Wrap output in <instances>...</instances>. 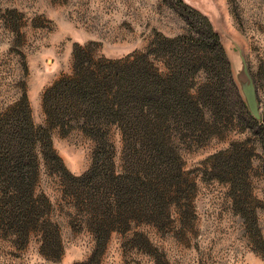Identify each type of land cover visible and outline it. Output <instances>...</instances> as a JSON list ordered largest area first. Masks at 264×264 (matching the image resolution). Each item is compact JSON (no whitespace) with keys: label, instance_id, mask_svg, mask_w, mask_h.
I'll return each mask as SVG.
<instances>
[{"label":"trees","instance_id":"trees-1","mask_svg":"<svg viewBox=\"0 0 264 264\" xmlns=\"http://www.w3.org/2000/svg\"><path fill=\"white\" fill-rule=\"evenodd\" d=\"M162 3L185 34L156 35L146 50L119 60L75 47L72 74L43 92L44 125L32 122L25 91L0 112V233L16 245L37 236L43 258L63 255L60 228L50 220L55 203L41 189L45 176L57 181L61 202L93 239L82 264H102L113 233L131 235L133 247L155 255L140 228L166 233L174 218L181 230L193 228L197 189L183 153L237 129L249 138L211 155L204 178L227 186L233 213L264 250L250 188L256 147L264 173V115L259 122L249 115L208 18L183 0ZM112 130L121 137L119 170ZM55 132L61 138L77 132L92 144L91 166L81 176L71 175L54 150Z\"/></svg>","mask_w":264,"mask_h":264},{"label":"rangeland","instance_id":"rangeland-1","mask_svg":"<svg viewBox=\"0 0 264 264\" xmlns=\"http://www.w3.org/2000/svg\"><path fill=\"white\" fill-rule=\"evenodd\" d=\"M183 2L207 17L220 37L228 35L242 47L257 90L260 114L264 115V0ZM185 33L182 20L162 0H0V112L25 91L32 122L36 127L44 125L43 92L72 74L75 47L89 46L95 55L119 60L146 50L156 35L175 38ZM111 134L119 170L121 137L115 130ZM53 136L54 150L71 175L81 176L90 168L93 149L87 139L77 132L66 138L57 132ZM248 138L237 129L226 131L202 147L183 153L185 171L197 189L191 230H181L176 218L166 233L140 228L138 232L145 233L152 247L157 248L155 255L133 247L131 235L113 233L101 263L264 264V250L259 249L262 245L254 244L242 219L233 213L227 186L204 178L211 155ZM253 141L250 139V147ZM256 148L250 188L264 242L263 156ZM42 179L41 189L55 203L50 220L60 228L63 255L55 262L48 261L40 254L37 236L21 247L13 237L0 233V264H82L91 255L93 239L83 225L74 221V210L61 202L57 181L45 176ZM73 225H77L75 231Z\"/></svg>","mask_w":264,"mask_h":264},{"label":"water","instance_id":"water-1","mask_svg":"<svg viewBox=\"0 0 264 264\" xmlns=\"http://www.w3.org/2000/svg\"><path fill=\"white\" fill-rule=\"evenodd\" d=\"M226 57L229 60L231 72L234 75V81L240 90L243 102H245L250 116L259 122L262 119L260 114V104L257 98V90L254 84L252 73L248 68L247 59L242 47L228 35L220 37Z\"/></svg>","mask_w":264,"mask_h":264}]
</instances>
